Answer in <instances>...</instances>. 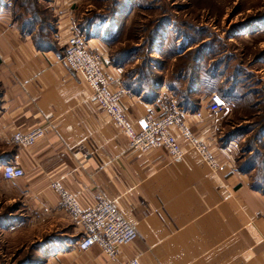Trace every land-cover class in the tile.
I'll list each match as a JSON object with an SVG mask.
<instances>
[{"label": "crops", "instance_id": "0c3cea01", "mask_svg": "<svg viewBox=\"0 0 264 264\" xmlns=\"http://www.w3.org/2000/svg\"><path fill=\"white\" fill-rule=\"evenodd\" d=\"M95 5V0H0V142L8 147L0 153V167L15 161L23 168L24 175L11 182L19 183L24 212L36 218L6 229L36 227L48 234L44 239L33 234V254L16 264H129L132 258L139 264H264V181H254L256 164H245L233 137L222 139L221 115L205 108L209 95L195 109L179 107L185 125L219 164L216 172L173 126L170 133L185 151L176 164H168L170 156L161 148H132L90 86L62 60L76 27L87 49L102 55L108 90L119 92L118 103L135 128L142 115L159 118L174 102L166 73L153 88L134 89L125 80L128 59L119 56L115 63L109 52L110 22L123 31L121 16L101 22L88 16ZM37 125L44 133L33 144H12V134ZM55 181L83 207L97 196L113 201L135 226L136 237L115 257L97 244L77 251L79 227L60 207ZM70 225L75 232L66 237L49 235L67 233Z\"/></svg>", "mask_w": 264, "mask_h": 264}, {"label": "rangeland", "instance_id": "374dc122", "mask_svg": "<svg viewBox=\"0 0 264 264\" xmlns=\"http://www.w3.org/2000/svg\"><path fill=\"white\" fill-rule=\"evenodd\" d=\"M95 4L88 13L94 19L121 16L123 31H115V21L110 22L114 33L109 52L115 63L130 53L124 75L131 87L153 88L166 73L165 88H176L171 91L176 106L204 101L212 92L220 94L227 107L217 113L222 139L237 134L232 138L237 152L242 150L245 164L254 160V181L263 183L264 0H95ZM233 87L236 91L230 94ZM3 145L0 142V153L8 148ZM23 208L18 181H6L0 173V264H16L33 254V234L48 237L47 230L36 227L6 229L10 223L36 219ZM73 225L67 233L49 235L66 237L75 232Z\"/></svg>", "mask_w": 264, "mask_h": 264}, {"label": "built area", "instance_id": "2783aa9c", "mask_svg": "<svg viewBox=\"0 0 264 264\" xmlns=\"http://www.w3.org/2000/svg\"><path fill=\"white\" fill-rule=\"evenodd\" d=\"M70 32L62 60L71 70L80 74L90 86L93 96L106 109L115 126L125 134L132 148L140 152L161 148L170 156L168 164H176L184 156L185 151L179 148L170 133L169 128L173 126L189 142V150L195 153L210 171L218 170L219 164L207 145L193 136L183 121V110L173 102L164 106L161 117L154 118L151 113H146L138 118L137 128L133 127L126 118L125 109L118 103L119 92L108 90L109 80L101 67L102 55L87 49L85 36L78 28L72 27ZM205 108L209 114L215 116L227 107L222 97L212 92L208 96ZM196 114L200 116L199 111H196ZM43 133L44 127L37 125L27 132L12 134L11 141L26 147L33 144ZM0 172L2 178L8 181H14L24 175L23 168L15 161H4ZM51 186L58 194L60 207L79 227L76 240L77 251L87 250L90 246L97 244L108 256L115 257L121 245L128 244L136 237L135 226L123 216L113 201L97 196L93 204L83 207L76 197L57 181L52 182ZM129 264H139V262L136 258H132Z\"/></svg>", "mask_w": 264, "mask_h": 264}, {"label": "trees", "instance_id": "16d2710c", "mask_svg": "<svg viewBox=\"0 0 264 264\" xmlns=\"http://www.w3.org/2000/svg\"><path fill=\"white\" fill-rule=\"evenodd\" d=\"M130 55V53L126 56V58L128 57ZM128 59V58H127ZM126 75H128V74H126ZM128 79H130V78H128ZM129 83V82H128ZM173 86V85H172ZM173 88V87H172ZM174 89V88H173ZM178 89V88H177ZM174 90H176V88L174 89ZM234 91H236V89L233 87V88H231V90H230V94H233L234 93ZM210 94V93H209ZM220 95V94H219ZM221 96V95H220ZM222 97V96H221ZM223 98V97H222ZM226 98H228V99H230V101H231V103L233 104V105H235L236 104V101H234V100H232V98H229L228 96L226 97ZM200 101V100H199ZM199 101H197V100H195V101H187V103H185V104H183L182 106H184L185 108H188V109H195V108H197L198 107V105H199ZM238 101H241V100H238ZM231 135H233V133L232 134H229V136L230 137H234L235 135H237V134H235L234 136H231ZM228 136V135H227ZM226 139H227V137H226ZM251 161H254V160H251ZM255 163V162H254ZM1 173V172H0Z\"/></svg>", "mask_w": 264, "mask_h": 264}]
</instances>
